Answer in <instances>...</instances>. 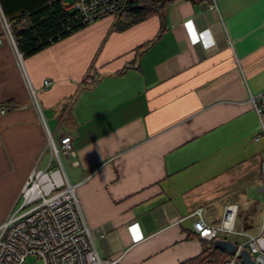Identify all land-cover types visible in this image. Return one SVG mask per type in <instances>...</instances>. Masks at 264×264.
Here are the masks:
<instances>
[{
    "label": "crops",
    "instance_id": "crops-1",
    "mask_svg": "<svg viewBox=\"0 0 264 264\" xmlns=\"http://www.w3.org/2000/svg\"><path fill=\"white\" fill-rule=\"evenodd\" d=\"M0 9V223L32 170L55 164L49 131L72 136L63 167L112 264L222 261L194 229L200 207L218 223L236 203L237 227L260 229L264 117L251 97L264 93V0H171L131 24L106 15L23 66Z\"/></svg>",
    "mask_w": 264,
    "mask_h": 264
},
{
    "label": "built area",
    "instance_id": "built-area-1",
    "mask_svg": "<svg viewBox=\"0 0 264 264\" xmlns=\"http://www.w3.org/2000/svg\"><path fill=\"white\" fill-rule=\"evenodd\" d=\"M135 1L63 0L65 6L73 7L80 13L82 22L87 25L106 15H119ZM1 17L6 37L16 49L23 66L22 52L17 47L10 23L3 13ZM23 72L28 78L24 67ZM88 81L92 79L88 78ZM50 83V80H46L45 87ZM31 93L38 107L36 92L31 89ZM251 99L263 119L264 93L253 95ZM48 141L56 162L53 165L50 161L45 168L35 167L32 170L21 189L20 203L0 223V264H112L111 260L100 255L77 197L78 184L69 180L63 167L61 156L75 154L72 136L64 134L57 141L48 131ZM231 206L236 207L235 217L225 227ZM239 210L238 204H227L218 223L206 221L201 207L192 213L195 216L194 229L200 237L209 240L222 237L231 239L230 234L245 237L239 242L232 240L237 248L222 261L217 262L208 256L201 264H245L241 257L245 249L256 262L262 264L255 255L264 254V213L260 229L256 233H247L237 227ZM29 256H35L39 261L28 263Z\"/></svg>",
    "mask_w": 264,
    "mask_h": 264
},
{
    "label": "trees",
    "instance_id": "trees-1",
    "mask_svg": "<svg viewBox=\"0 0 264 264\" xmlns=\"http://www.w3.org/2000/svg\"><path fill=\"white\" fill-rule=\"evenodd\" d=\"M170 1L137 0L127 5L120 21L122 24L137 22L160 12ZM0 5L24 56L87 26L80 13L65 6L63 0H0ZM4 105L13 104L8 101Z\"/></svg>",
    "mask_w": 264,
    "mask_h": 264
},
{
    "label": "water",
    "instance_id": "water-1",
    "mask_svg": "<svg viewBox=\"0 0 264 264\" xmlns=\"http://www.w3.org/2000/svg\"><path fill=\"white\" fill-rule=\"evenodd\" d=\"M214 246L220 248L221 250H225L227 253H233L237 245L231 239L228 238H217L214 240ZM242 260L245 264H259L256 262L250 252L248 250H243L241 253Z\"/></svg>",
    "mask_w": 264,
    "mask_h": 264
},
{
    "label": "rangeland",
    "instance_id": "rangeland-1",
    "mask_svg": "<svg viewBox=\"0 0 264 264\" xmlns=\"http://www.w3.org/2000/svg\"><path fill=\"white\" fill-rule=\"evenodd\" d=\"M0 12H1V9H0ZM20 203V202H19ZM259 215V214H258ZM256 218H258V217H256ZM237 221H238V219H237ZM256 221H257V219H256ZM238 226V225H237ZM258 227H256L255 229H251L250 230V232H253V233H256L257 232V229ZM229 236H231L234 240H236L237 242H239V241H242L245 237L244 236H241V235H236V234H230ZM223 254L225 255V256H227L228 254H226V253H224L223 252ZM255 258L259 261V262H261L262 264H264V254H257V255H255ZM35 261H39V259L37 258V257H35V256H29L28 257V259H27V262L28 263H33V262H35Z\"/></svg>",
    "mask_w": 264,
    "mask_h": 264
},
{
    "label": "clouds",
    "instance_id": "clouds-1",
    "mask_svg": "<svg viewBox=\"0 0 264 264\" xmlns=\"http://www.w3.org/2000/svg\"><path fill=\"white\" fill-rule=\"evenodd\" d=\"M235 213H236V207L235 206H231V214L227 218L228 223L225 224V227H228L229 226V224L231 223V221L235 217Z\"/></svg>",
    "mask_w": 264,
    "mask_h": 264
}]
</instances>
